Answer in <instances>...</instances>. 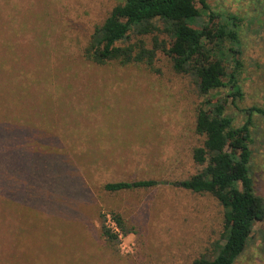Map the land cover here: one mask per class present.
Here are the masks:
<instances>
[{
    "label": "rangeland",
    "instance_id": "1",
    "mask_svg": "<svg viewBox=\"0 0 264 264\" xmlns=\"http://www.w3.org/2000/svg\"><path fill=\"white\" fill-rule=\"evenodd\" d=\"M125 1L0 0V264H193L215 256L222 206L175 186L201 169L193 151L204 141L195 124L205 97L194 79L164 54L153 66L97 65L84 56L95 28ZM208 3L241 18L238 106L264 108V0ZM227 114L235 126L245 123L231 105ZM22 134L38 157L15 145ZM252 137L251 177L264 198L263 118ZM35 159L38 174L30 171ZM142 180L159 185L104 189ZM103 225L120 238L111 242ZM263 234L264 221L235 264H264Z\"/></svg>",
    "mask_w": 264,
    "mask_h": 264
},
{
    "label": "trees",
    "instance_id": "2",
    "mask_svg": "<svg viewBox=\"0 0 264 264\" xmlns=\"http://www.w3.org/2000/svg\"><path fill=\"white\" fill-rule=\"evenodd\" d=\"M241 23L236 15L212 11L208 0H126L95 28L84 49L85 58L97 65L153 66L157 56L164 54L171 59L175 72L193 78L199 94L205 97L197 108L195 124L196 134L204 141L193 151V160L201 169L175 186L215 198L224 211V226L215 256L203 255L193 264H235L256 224L264 221V198L256 194L251 177L252 132L258 118L264 119V108L242 110L238 106L244 99ZM133 36L135 42L127 44ZM226 87L227 96L216 99L210 95ZM229 105L244 115L243 125L235 126V120L227 114ZM26 140L29 136L22 134L14 142L25 157H38L40 152L29 150ZM29 165L30 171L37 170L38 174L36 159ZM157 185L159 182L153 180L121 181L107 183L104 189L118 193ZM114 221L124 230L119 215H114ZM103 234L111 242L118 240L104 225ZM262 238L264 241V234Z\"/></svg>",
    "mask_w": 264,
    "mask_h": 264
},
{
    "label": "built area",
    "instance_id": "3",
    "mask_svg": "<svg viewBox=\"0 0 264 264\" xmlns=\"http://www.w3.org/2000/svg\"><path fill=\"white\" fill-rule=\"evenodd\" d=\"M114 223H115V221H114ZM116 224V223H115ZM116 226H117V224H116ZM118 227V226H117ZM119 228V227H118ZM114 232V231H113ZM115 233V235H117L118 236V239L120 238V236L116 233V232H114ZM113 233V234H114Z\"/></svg>",
    "mask_w": 264,
    "mask_h": 264
}]
</instances>
